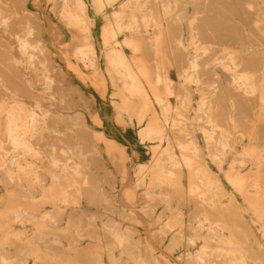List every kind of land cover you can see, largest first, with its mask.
<instances>
[{
	"label": "bare ground",
	"instance_id": "6f19581e",
	"mask_svg": "<svg viewBox=\"0 0 264 264\" xmlns=\"http://www.w3.org/2000/svg\"><path fill=\"white\" fill-rule=\"evenodd\" d=\"M0 264H264V0H0Z\"/></svg>",
	"mask_w": 264,
	"mask_h": 264
}]
</instances>
